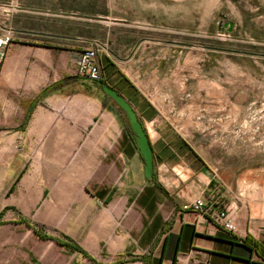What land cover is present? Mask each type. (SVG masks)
I'll return each mask as SVG.
<instances>
[{"label":"crops","instance_id":"1","mask_svg":"<svg viewBox=\"0 0 264 264\" xmlns=\"http://www.w3.org/2000/svg\"><path fill=\"white\" fill-rule=\"evenodd\" d=\"M52 35L0 60V264H264V196L220 201L203 184L163 206L123 111L76 72L78 41ZM196 196L236 230L183 209Z\"/></svg>","mask_w":264,"mask_h":264},{"label":"rangeland","instance_id":"2","mask_svg":"<svg viewBox=\"0 0 264 264\" xmlns=\"http://www.w3.org/2000/svg\"><path fill=\"white\" fill-rule=\"evenodd\" d=\"M3 28L97 48L94 90L121 110L109 83L136 111L163 206L203 184L220 201L264 196V0H0Z\"/></svg>","mask_w":264,"mask_h":264},{"label":"built area","instance_id":"3","mask_svg":"<svg viewBox=\"0 0 264 264\" xmlns=\"http://www.w3.org/2000/svg\"><path fill=\"white\" fill-rule=\"evenodd\" d=\"M12 31L7 28H3L0 31V60L4 55V49L11 43L13 39ZM97 48L88 47L84 50H80L76 60V72L92 81L100 80V69L97 61L96 53ZM212 203L209 200H205L202 196H196L193 200L182 204L183 209L193 208L200 212H210L215 222L221 225L228 231H235L234 218L229 214L227 209H215L213 210Z\"/></svg>","mask_w":264,"mask_h":264},{"label":"water","instance_id":"4","mask_svg":"<svg viewBox=\"0 0 264 264\" xmlns=\"http://www.w3.org/2000/svg\"><path fill=\"white\" fill-rule=\"evenodd\" d=\"M101 87L103 91L109 95L111 100L123 111L125 119L130 125L135 138V144L141 155L143 161V171L144 177L150 179L153 173V151L149 145V141L145 131L143 130V125L140 122L136 111L134 108L126 101L122 95L118 94L116 90L111 88V86L102 83Z\"/></svg>","mask_w":264,"mask_h":264},{"label":"trees","instance_id":"5","mask_svg":"<svg viewBox=\"0 0 264 264\" xmlns=\"http://www.w3.org/2000/svg\"><path fill=\"white\" fill-rule=\"evenodd\" d=\"M97 27L100 29V26H98L97 25ZM92 29V26L91 25H88L87 26V31L88 32H90V30ZM103 34H101V35H99L100 37L102 36ZM126 140H129L130 142H131V139H130V136H128V139L126 138ZM125 139H124V141H126ZM156 187L158 188V189H160V187H159V185H156ZM60 242H61V244H63L64 246H72V247H75L76 245H69V242L68 241H61V240H59Z\"/></svg>","mask_w":264,"mask_h":264},{"label":"flooded vegetation","instance_id":"6","mask_svg":"<svg viewBox=\"0 0 264 264\" xmlns=\"http://www.w3.org/2000/svg\"><path fill=\"white\" fill-rule=\"evenodd\" d=\"M102 84V83H101ZM118 93V92H117ZM118 94H120V93H118ZM108 95V94H107ZM121 95V94H120ZM108 97H109V95H108ZM127 121V120H126ZM128 123V122H127ZM128 126H129V130L130 131H132L131 129H130V125H129V123H128ZM132 134H133V132H132ZM133 136H134V134H133ZM135 139V138H134ZM136 142V141H135Z\"/></svg>","mask_w":264,"mask_h":264}]
</instances>
